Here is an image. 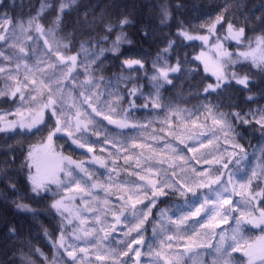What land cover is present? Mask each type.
<instances>
[{
  "label": "snow or ice",
  "instance_id": "obj_1",
  "mask_svg": "<svg viewBox=\"0 0 264 264\" xmlns=\"http://www.w3.org/2000/svg\"><path fill=\"white\" fill-rule=\"evenodd\" d=\"M78 8V0H41L26 21L0 12V98L10 105L0 110V133L15 142L0 146V198L34 218L24 201H50L49 215L59 218L54 229L44 228L51 257L8 224L20 246L0 264H186L193 247L206 250L211 264H264V5L254 20L240 15L244 4L237 0H225L198 24L181 20L151 71L148 61L125 57L112 75L106 53L119 59L121 44H132L126 29L134 21L114 17L103 23L100 39L77 47L76 29H66ZM154 9L160 24L170 26L168 0ZM140 31L148 37L146 27ZM178 38L214 53L193 57L214 82L195 88L191 108L166 101L162 91L177 89L182 75H199L198 67H185L187 53L170 62ZM231 92L242 94V102L223 103ZM252 132L259 141L246 168L243 141L250 143ZM27 138L40 143L25 154ZM25 168L29 190L22 192L17 176ZM250 229L260 233L252 242Z\"/></svg>",
  "mask_w": 264,
  "mask_h": 264
},
{
  "label": "trees",
  "instance_id": "obj_2",
  "mask_svg": "<svg viewBox=\"0 0 264 264\" xmlns=\"http://www.w3.org/2000/svg\"><path fill=\"white\" fill-rule=\"evenodd\" d=\"M162 2V0H78L79 8L74 9L68 18V28L66 30L76 29V35L74 42L77 47L81 40H86L89 37H96L100 39L105 32L103 23L108 22L114 17L121 15H127L134 21L132 26L126 29L128 37L131 39L132 44H121L120 50L122 55L119 59L116 58L115 53L108 52L106 55L109 58L107 75H112L113 72H120V60L125 57L142 58L148 61V68L151 71V61L156 58V55L161 47H163L168 39L175 37L177 32V26L179 21L183 20L185 26L190 24H198L200 18L205 14H215L219 5L225 3V0H168V3L172 5V19L169 22L170 26H162L159 22V18L154 9V5ZM14 7H10L13 5ZM41 0H0V12L8 10L13 15L22 16L25 21L29 15L35 16L36 11L40 7ZM237 3L244 4L243 10L240 15L243 16L244 12L249 14V17L254 20L255 16L261 12V6L264 5V0H237ZM153 5L152 9H149L148 5ZM179 4L181 7L177 8L175 5ZM87 11V19L84 18L83 13ZM79 20L77 24L76 21ZM45 23V21H42ZM146 27L149 35L144 37L140 31L141 27ZM259 27V26H258ZM257 30V34H258ZM195 34V33H194ZM252 35V33H249ZM111 41H115V33L111 34ZM226 44L232 50H235L233 43L227 41ZM105 47H110V44H105ZM202 45L198 41H184L182 38L177 39V48L173 49L170 54V62L175 63L177 57L184 60L185 53H187V60L191 63L186 64V68L198 67L199 75H193L188 77L187 74L180 76L177 79L178 88L175 90L167 89L162 90L165 100L171 98L172 102L179 103L182 108H191L197 103V99L193 92L195 88L201 87L203 83L213 82L212 78L204 73L202 65L193 60V57L200 53ZM201 77L207 79L201 81ZM3 85V80H0V87ZM143 87L145 92L148 91L150 85L147 80L143 81ZM239 99L243 100L242 94L235 92L224 93L221 97L223 103L227 104ZM260 103L264 104V100ZM10 105L3 103V98H0V110L8 108ZM14 107V106H13ZM143 115V113H138ZM259 134L252 132L249 138H246L243 143L249 153L247 160L252 162V152L254 146L258 145ZM13 140H6L3 133H0V146L6 144H14ZM38 138H27L23 145V151L26 154L30 144L39 145ZM62 142L54 139L53 148L56 152L62 151ZM18 162L16 168H19V160L23 159L20 155V147L17 146ZM251 165V163H249ZM5 167L3 161V152L0 151V168ZM10 175H14L11 170ZM2 175V174H0ZM18 183L21 186V191L26 192L29 190L27 182V169L23 170L22 174L17 176ZM5 190V184L0 181V192ZM10 195H15L11 193ZM25 203H29L30 207L35 210V218L33 213L26 211H19L14 205L6 203L0 198V258H7L15 251L20 245L17 239L7 232V225L14 224L17 228L18 235L25 239L31 240L34 247L41 248L46 254L51 257V245L48 238L44 235V228L49 230L54 229L57 226L58 217L53 220L48 213V205L50 201L43 200H25ZM165 207V205H161ZM54 215V213H53ZM43 225V227L41 226ZM58 235V233H56ZM247 234V232H246ZM148 235H151V228L148 229ZM27 250V249H25ZM238 255V254H236ZM239 256V255H238ZM40 260V257H36ZM11 264V262H10Z\"/></svg>",
  "mask_w": 264,
  "mask_h": 264
},
{
  "label": "rangeland",
  "instance_id": "obj_3",
  "mask_svg": "<svg viewBox=\"0 0 264 264\" xmlns=\"http://www.w3.org/2000/svg\"><path fill=\"white\" fill-rule=\"evenodd\" d=\"M197 41H198V40H197ZM198 42L201 44L200 41H198ZM230 42L234 44L233 41H230ZM201 45H202V44H201ZM202 50H203L207 55H209V56H214V53L209 52L207 48H204V47H203V45H202V49H201V51H202ZM228 50H229V51H235V50L230 49L229 47H228ZM201 51H200V52H201ZM198 62H199V61H198ZM199 63H200V62H199ZM200 64H201V63H200ZM201 65H202V68H203V64H201ZM203 71H204V69H203ZM204 73H205V72H204ZM205 74H207L209 77H211L212 80H213V82H214V78L211 76L210 73H205ZM2 88H4V83H3V85L0 87V89H2ZM9 119H11V117H9ZM249 163H252V162H249V160H245V161L242 162L243 166L246 167V168L250 166ZM109 219H110V218H109ZM230 223H231V222H230ZM221 227H223V228H227L228 226H227V225H222ZM217 231H219V229H217ZM259 235H260V233H259L258 230H256V229H250V230L247 231L246 237H251V240H250L249 242H252V240H255L256 237L259 236ZM113 236H114L115 238L118 239V238H119V230H118L117 233H114ZM180 250L183 251V248H181ZM205 251H206V250L201 249V248H199V247H193L191 252H187V253H185V255H184V257H183V260L186 261V264H202L203 261H207L208 264H211V257H209L208 255H206V254H205ZM236 254H238L239 256L241 255L240 253H234L233 255H236ZM238 255H236V256H238ZM145 259H147V257H145Z\"/></svg>",
  "mask_w": 264,
  "mask_h": 264
}]
</instances>
